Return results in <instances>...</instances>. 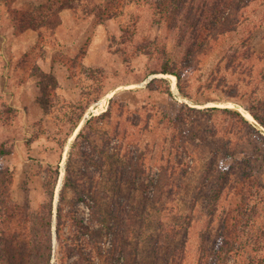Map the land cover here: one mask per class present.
<instances>
[{"label": "rangeland", "instance_id": "374dc122", "mask_svg": "<svg viewBox=\"0 0 264 264\" xmlns=\"http://www.w3.org/2000/svg\"><path fill=\"white\" fill-rule=\"evenodd\" d=\"M156 2L0 0V164L33 225L53 207L52 253L33 227V264H155L157 250L219 264L228 219L243 246L224 264L264 256V0H243L238 30L197 59ZM183 106L196 110L175 123ZM166 166L171 190L151 202L143 187ZM116 233L129 253L111 256Z\"/></svg>", "mask_w": 264, "mask_h": 264}, {"label": "trees", "instance_id": "16d2710c", "mask_svg": "<svg viewBox=\"0 0 264 264\" xmlns=\"http://www.w3.org/2000/svg\"><path fill=\"white\" fill-rule=\"evenodd\" d=\"M242 1L243 0H158L155 3L156 10L159 14L160 21L166 22L168 27L171 29H179V41L189 39L193 42L192 48L189 49L188 54L190 58L197 59L199 55L207 52V47L217 42L222 36L229 33L236 32L239 25L241 24L242 16ZM11 3V2H9ZM61 8H70L69 4L62 5ZM34 19V18H32ZM35 20V19H34ZM46 24L52 25L53 21L50 18H43ZM43 22V23H44ZM190 29L187 31L184 27ZM164 74H175L181 79L180 73L167 66L163 69ZM156 80V79H155ZM188 110H196L185 106ZM185 107L183 106L179 115L174 119L175 123L180 122L183 119L185 113ZM215 111H222L232 114L234 117L241 118L245 121L242 113L238 109H221L212 108ZM256 120H259L258 115L254 111H250ZM171 123L172 121L168 119ZM8 154V151L0 148V156ZM133 164V163H131ZM134 168V167H133ZM160 171L155 179V182L151 186H144L147 192L152 193L149 201L157 202L160 201L165 194L171 189L172 176L169 173V167H160ZM143 174V173H142ZM14 174L9 168L4 167L0 164V226L2 227L0 236V264H33V256L35 251V241L33 236L39 231L33 232V227H42L47 230V241L49 257L52 253V239H53V207L52 202L47 208V215L43 224L34 223L31 220L28 211L24 210L22 206L16 204L13 198V180ZM134 178L127 175L123 179L124 182H132ZM48 195L51 199L54 197V192L49 191ZM95 205L92 206V212L95 219L98 218ZM238 211V210H236ZM118 211L113 212L112 217H118ZM244 215V212H242ZM57 222V239L60 241L62 237L63 223L61 219V213L58 215ZM119 218V217H118ZM14 222V223H13ZM83 225L84 233L89 232L93 234V230L87 223L81 222ZM13 224H16L14 231L12 232ZM40 224V225H39ZM222 226V239L218 243V255L217 261L219 264H224L229 261L234 255H239V251L242 250V244L238 247L240 232V222L237 220H225ZM12 232V233H11ZM264 236V231L261 233ZM120 234L116 233L114 237L113 248L111 249V256L120 252L129 253L128 246L122 244L119 241ZM128 238H121V241L125 243ZM259 244V243H258ZM160 247V244H158ZM79 250V249H78ZM263 250V249H262ZM79 252H82L80 250ZM157 250L155 264H160V253ZM34 253V254H33ZM127 257V256H126ZM127 264L131 263V258L126 259ZM251 264H264V256H258L252 259Z\"/></svg>", "mask_w": 264, "mask_h": 264}]
</instances>
